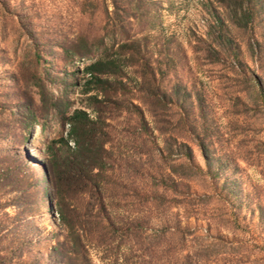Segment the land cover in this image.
Returning a JSON list of instances; mask_svg holds the SVG:
<instances>
[{
  "label": "rangeland",
  "instance_id": "374dc122",
  "mask_svg": "<svg viewBox=\"0 0 264 264\" xmlns=\"http://www.w3.org/2000/svg\"><path fill=\"white\" fill-rule=\"evenodd\" d=\"M103 46L131 92L85 84ZM88 104L106 134L99 190L56 193L47 152L67 151ZM0 169V264H64L59 207L81 217L91 264H264V0H0Z\"/></svg>",
  "mask_w": 264,
  "mask_h": 264
},
{
  "label": "trees",
  "instance_id": "16d2710c",
  "mask_svg": "<svg viewBox=\"0 0 264 264\" xmlns=\"http://www.w3.org/2000/svg\"><path fill=\"white\" fill-rule=\"evenodd\" d=\"M115 40L116 39L114 37L113 41ZM223 42L230 43L229 38L224 37ZM114 43H119L116 49L120 50L125 49L126 47H130V45H132L133 43H138V40H119L118 42ZM216 46L219 49L218 45ZM109 48L103 46L101 56L94 59L87 65L86 70L89 78L85 81V84H93V86H95L94 88L96 89V92L103 95L106 94V91L110 87L114 88V92H116L117 95H121L123 93L121 91L118 92L116 89H121L122 91L125 90V92L129 93L131 92L132 87H129L128 84L124 83L123 80L125 78L126 71L125 69H121V67H118V61L116 59L109 57L106 54V50H108ZM70 50L71 52H77V46L73 45ZM128 55L130 56V54ZM139 65L141 64L128 63V66L131 67H139ZM143 66L147 67V65L145 64H143ZM147 68L149 69V74L151 76L150 81L154 82V70L150 68V65H148ZM116 71L119 72L118 75H115ZM142 73L143 71L141 72V74ZM138 78L140 79L141 75H139ZM137 84L140 88L141 86L139 82ZM178 90L179 89L176 88L172 91L173 95H175L176 98L179 97ZM186 92H184V94L182 95L183 97L192 95L191 91L188 90V92ZM94 98L95 96H92L90 99L92 100ZM203 103V98L197 91H195L192 110L196 111V113L199 114L198 116L200 120L205 117L203 113ZM86 108L87 109H74L71 112L70 116L67 118V129L65 133L66 136L59 141L63 144L69 143L67 146V151L62 152L58 147L57 152H47V160L45 161L43 169L50 176L53 190L56 193L58 192V185H60L61 182L70 190L74 188L76 189L77 186L81 184V189L78 190H83L82 188L87 184V178H94V187L96 188V190H99L100 181L98 177L100 178L101 173L104 171L105 165L103 145L105 143L106 134L102 126L103 121L100 117L93 114L94 111L96 112V109L93 110L92 105L89 104L86 106ZM180 115L181 117L179 118V124L181 125V127L185 128L187 124L188 111L181 109ZM194 117L196 118L195 115ZM195 128L196 127H192L190 129V132L191 134H195L193 135L195 136V141L200 147L202 154L206 156L205 146L198 135V132L203 130L195 131ZM183 138L184 136L181 135L180 129L178 131H174L173 128L171 129V153L174 152V148L172 146L178 144L176 148L177 151L179 152V147L182 151H180L179 153L177 152L175 155L177 156V154H180L187 159H190L191 150L189 145L186 143V141H184ZM178 139L181 140L178 142ZM180 165L181 164H179V166ZM171 173L179 178L186 176L185 173L181 172V170H178L175 167H171ZM1 178L2 180L7 179V177L4 176V173H0V179ZM100 208H102V210L104 209L102 203ZM57 214L60 223L62 224L65 231V240L57 249L59 253L61 252L64 258V264H91L87 255L86 243L81 241L83 234H80V231H85L84 229H82L81 223L83 221L79 214H77L74 209L71 213L70 218L68 219L60 207L57 208Z\"/></svg>",
  "mask_w": 264,
  "mask_h": 264
}]
</instances>
